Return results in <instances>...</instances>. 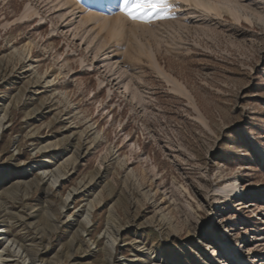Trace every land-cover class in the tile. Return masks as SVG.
I'll return each instance as SVG.
<instances>
[{
  "label": "rangeland",
  "instance_id": "1",
  "mask_svg": "<svg viewBox=\"0 0 264 264\" xmlns=\"http://www.w3.org/2000/svg\"><path fill=\"white\" fill-rule=\"evenodd\" d=\"M63 4L0 0V264H264V0Z\"/></svg>",
  "mask_w": 264,
  "mask_h": 264
},
{
  "label": "snow or ice",
  "instance_id": "2",
  "mask_svg": "<svg viewBox=\"0 0 264 264\" xmlns=\"http://www.w3.org/2000/svg\"><path fill=\"white\" fill-rule=\"evenodd\" d=\"M171 0H121L120 11L133 21L151 23L169 18Z\"/></svg>",
  "mask_w": 264,
  "mask_h": 264
},
{
  "label": "bare ground",
  "instance_id": "3",
  "mask_svg": "<svg viewBox=\"0 0 264 264\" xmlns=\"http://www.w3.org/2000/svg\"><path fill=\"white\" fill-rule=\"evenodd\" d=\"M65 2V0H59V3H62V5H63V7H66L67 6V4H63ZM97 3V2H96ZM101 3V2H100ZM78 5V8H76L77 10H78V12H79V14H80V17L79 18H84V20H87V19H92L93 17H94V15H88V16H86V17H84V11H82V9H83V7H82V4H77ZM99 5V4H98ZM102 6V5H101ZM70 9V6H68L67 8H65V12H67L68 10ZM91 12V11H90ZM98 19H100L101 20V17H99ZM120 19V18H119ZM111 56H113V55H111ZM1 129H2V125L0 124V133H1ZM56 184H57V180H56V178H54L53 179V181L51 182V185L52 186H56ZM236 186L235 185H227L224 189H222L223 191H224V194L226 193V191H231V190H233L234 188H235ZM235 192V191H234ZM236 197L237 196H241L242 195V191H240V190H236ZM91 210L87 213V217H86V223L85 224H89L90 222H91ZM224 248H226V249H228L229 248V245L228 244H225L224 246H223ZM236 255H238V257L236 258V261H238L239 260V258L242 256L243 257V253H241V252H239V251H237L236 252Z\"/></svg>",
  "mask_w": 264,
  "mask_h": 264
}]
</instances>
